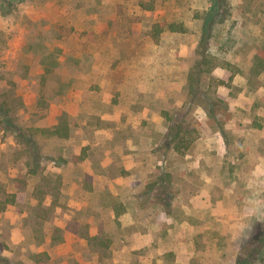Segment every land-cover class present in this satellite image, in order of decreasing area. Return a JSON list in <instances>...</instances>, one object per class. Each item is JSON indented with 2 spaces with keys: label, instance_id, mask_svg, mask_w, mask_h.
I'll return each instance as SVG.
<instances>
[{
  "label": "rangeland",
  "instance_id": "374dc122",
  "mask_svg": "<svg viewBox=\"0 0 264 264\" xmlns=\"http://www.w3.org/2000/svg\"><path fill=\"white\" fill-rule=\"evenodd\" d=\"M154 205L164 264H264V0H0V264H142Z\"/></svg>",
  "mask_w": 264,
  "mask_h": 264
},
{
  "label": "crops",
  "instance_id": "0c3cea01",
  "mask_svg": "<svg viewBox=\"0 0 264 264\" xmlns=\"http://www.w3.org/2000/svg\"><path fill=\"white\" fill-rule=\"evenodd\" d=\"M136 164L131 162L128 165V171L130 172L129 177L125 178L124 180L121 178H114L107 184V190L111 192V194L116 198L117 201L122 200L123 207L128 211L131 207H129L128 199L120 197V186L128 189L133 190L135 186L132 185L134 182L140 181L139 188L144 189L145 186H150L148 183L146 184L143 176L136 168ZM123 185V186H122ZM154 186V185H153ZM142 189V190H143ZM148 191L151 190V187H148ZM174 189V188H173ZM136 190V189H135ZM203 200H196L195 196H191V198L178 200L179 205L182 207L184 215L188 218L191 217V214L194 209H203L208 208L210 204H212L211 197H207V194H203ZM130 198V197H129ZM176 200V199H175ZM148 204V201L145 202V205ZM175 203H171L174 205ZM170 205V206H171ZM121 206L120 201L113 205V207ZM193 209V210H192ZM161 208L158 205H154V211L147 213L145 212L144 215L137 217L135 212L131 210V213L125 212V220L121 224L123 226L124 232L118 236V238L123 241V248L125 249H133L135 246L131 244V241L139 240L141 242V246L143 249L147 248V251L143 254H146L145 259L142 260V264H164V255H166L164 250L158 249V243L161 239V235L157 237V228L158 226L164 224H172L178 225L179 221H175L174 219L170 218V215H160ZM127 214V216H126ZM211 216V215H210ZM121 218V217H120ZM118 218V219H120ZM205 218V217H204ZM190 224V223H189ZM160 228V227H159ZM130 241V242H129Z\"/></svg>",
  "mask_w": 264,
  "mask_h": 264
},
{
  "label": "trees",
  "instance_id": "16d2710c",
  "mask_svg": "<svg viewBox=\"0 0 264 264\" xmlns=\"http://www.w3.org/2000/svg\"><path fill=\"white\" fill-rule=\"evenodd\" d=\"M163 24L164 23L162 22V23H158L156 25V28H155L156 35H158V33L162 30V28H163L162 25ZM167 29L170 30V31H183L184 30V27L180 23L171 22V23H168L167 24ZM34 130L36 132H40L42 134H47V135L56 134V135L64 136L67 133V127H64V125L61 126V127L60 126L59 127H56L54 129H49V128H35Z\"/></svg>",
  "mask_w": 264,
  "mask_h": 264
}]
</instances>
